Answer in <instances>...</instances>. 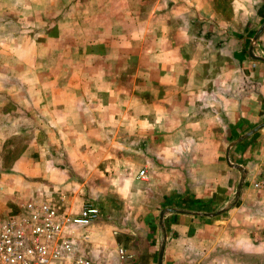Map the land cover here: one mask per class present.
I'll list each match as a JSON object with an SVG mask.
<instances>
[{"label":"crops","instance_id":"crops-1","mask_svg":"<svg viewBox=\"0 0 264 264\" xmlns=\"http://www.w3.org/2000/svg\"><path fill=\"white\" fill-rule=\"evenodd\" d=\"M221 4L0 0V94L17 91L0 96V218L35 183L66 182L68 209L83 179L75 191L91 190L102 215H125L111 251L98 218L79 229L96 264H259L256 226L231 220L240 172L226 149L257 146L264 167V0Z\"/></svg>","mask_w":264,"mask_h":264},{"label":"built area","instance_id":"built-area-1","mask_svg":"<svg viewBox=\"0 0 264 264\" xmlns=\"http://www.w3.org/2000/svg\"><path fill=\"white\" fill-rule=\"evenodd\" d=\"M98 217L93 205L68 213L46 199H30L0 218V264H96L80 251L87 236L77 234Z\"/></svg>","mask_w":264,"mask_h":264},{"label":"rangeland","instance_id":"rangeland-1","mask_svg":"<svg viewBox=\"0 0 264 264\" xmlns=\"http://www.w3.org/2000/svg\"><path fill=\"white\" fill-rule=\"evenodd\" d=\"M230 0H222V4L221 7L224 9V11L226 10L225 13L228 14V12L230 11L228 8V3ZM246 5V4H245ZM26 9V6H24ZM27 10V9H26ZM261 12L260 10H263L261 12L260 15L264 14V6H259L258 5L255 7L254 11ZM25 18L28 17V12L26 11L25 13ZM92 24V22H90ZM110 23V22H105ZM27 25V22L25 21H21L20 22V26L21 28H25ZM11 25H4V27L8 30L10 28ZM262 31V30H261ZM260 31V32H261ZM260 35V34H259ZM259 37V36H257ZM257 39V38H256ZM263 40V39H261ZM27 43L26 40L21 41V44H25ZM248 44V43H245ZM17 71V70H14ZM24 70H20L16 76L14 78H22L24 76L23 72ZM58 71L60 70H52L53 73H58ZM88 74V73H87ZM86 74V75H87ZM17 79H15L17 81ZM5 85H7V83H11V80L5 79L4 81ZM11 84H8V86L6 87V90L4 91V93H1L0 96H12L13 92H17L12 90L11 88ZM6 107H10V105H7ZM264 120L262 122L259 123V125L263 124ZM264 127V125L262 126ZM261 127H259L260 129ZM258 130V129H257ZM235 140H231L230 144L232 142H234ZM239 142V141H238ZM237 142V143H238ZM236 143V144H237ZM233 147V146H232ZM231 149L228 150L227 153H230L231 151L234 152V154L232 155L233 157L229 158V155H227V160L228 163L229 162H233L229 163L228 166L230 167H235L239 172L240 175L237 174V176L239 177L238 179L234 180V184L233 187L231 188V197L232 200L230 202V204L228 205V209L230 208H234L236 204L239 203L240 205V212L237 214H234L231 218V220L233 219H239L240 218V214L242 215V219H241V223L243 225H247V227L249 226H256V228L254 229V232L251 233H246L248 236H250L251 238H255V242L259 241L262 243V240L264 241V167H260L257 166V162H259L260 158H257L259 153L257 151V146L256 147H250L247 150H244L243 147H240L239 145H237L236 147H233ZM19 150L18 148H14L12 149V151L9 152V157L7 162H9L15 155V153ZM238 152V153H236ZM243 157V159H241ZM237 164V165H235ZM243 168V169H242ZM74 171H76L75 167H73ZM246 171L248 173L247 175V181L242 180L241 181V176L243 175V177H245ZM236 176V177H237ZM244 179V178H243ZM35 181V180H34ZM68 181V180H67ZM62 181H56L55 183L53 182H48L50 185V190L49 191H43V188L39 185H37L35 183V187L36 188H40L41 191H37L34 190L33 193H31V195L26 198V196H21V198H25L24 202L33 199V198H37V199H46L49 202H51L53 205H55L56 207H58L59 209H61L62 211H66V212H71L70 208L73 209L72 207H81L83 205H93L96 206L99 209V217L97 220H99V224L97 223V225H99L100 227V235H99V241H101L105 246H106V251H111L113 246L112 243V239H120L121 235L124 233L122 232V229H120L118 227V224H120L121 221H124V217L125 215H123L121 213V211H117V212H109L108 216L106 215H102L101 214V203L99 202L98 198H96V195L91 192V190L89 189H85V191H75L76 190V185L79 183H83V179L79 180V179H75L74 181H71L69 183H71V190L67 192V197H69L68 199V204L70 203V208L68 207V209L65 206H62L61 204V196H62V192H65L63 189V185H66V182L61 183ZM84 185H91L90 182L84 181ZM37 183L41 184L44 183L41 180H39ZM53 186H52V185ZM239 190H238V186ZM35 189V188H34ZM238 190V193L236 194ZM66 193V192H65ZM233 193V195H232ZM244 193V197H241ZM239 196V197H238ZM251 196H255V198L251 197ZM241 200L239 201L238 199ZM243 198V199H242ZM110 199V198H108ZM112 200V199H111ZM23 202V203H24ZM102 202V200H101ZM69 206V205H67ZM103 206V205H102ZM186 205H182L181 208H185ZM114 208H120L118 206H115ZM103 209L105 210V207L103 206ZM69 210V211H68ZM75 210V209H73ZM14 211H17V209L15 208ZM13 210L10 212H14ZM9 212V213H10ZM71 213H75V212H71ZM8 214V213H7ZM120 217H123L122 220H120ZM96 220V221H97ZM95 221V223H96ZM93 223V224H95ZM88 234L91 235V233L88 231ZM116 235V236H114ZM88 242V241H87ZM264 246V245H261ZM85 255H87L88 257L89 254H87V249L84 250ZM91 258V257H90ZM93 259V258H92ZM243 264H250L247 261L243 262ZM259 264H264V259H261L259 261Z\"/></svg>","mask_w":264,"mask_h":264},{"label":"water","instance_id":"water-1","mask_svg":"<svg viewBox=\"0 0 264 264\" xmlns=\"http://www.w3.org/2000/svg\"><path fill=\"white\" fill-rule=\"evenodd\" d=\"M263 27H264V23L261 25V27H260V29L256 32V35H255V37H254V41H255V39L257 38V36L259 35V33H260V31L263 29ZM264 125V124H263ZM258 128H259V126H258ZM258 128H255L254 130H257ZM238 142V140H235L234 142H232L231 144H229V146L227 147V149H226V162H227V164H229L228 163V160H227V152H228V150L232 147V146H234L236 143ZM243 175L241 176V181L243 180ZM239 187H240V185L238 186V190H239ZM238 190H237V192H236V194L238 193Z\"/></svg>","mask_w":264,"mask_h":264}]
</instances>
